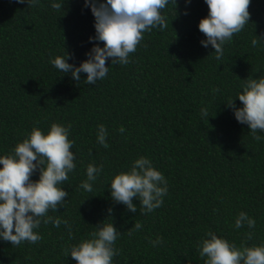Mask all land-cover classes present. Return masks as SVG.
<instances>
[{"label": "trees", "instance_id": "1", "mask_svg": "<svg viewBox=\"0 0 264 264\" xmlns=\"http://www.w3.org/2000/svg\"><path fill=\"white\" fill-rule=\"evenodd\" d=\"M56 2L59 10L50 0L35 7L0 0V155L10 154L33 126L44 132L53 122L71 126L76 169L61 185L66 203L48 215L69 220L72 233L63 224L42 223L35 244L0 241V264H76L62 248L91 238L106 219L122 233L113 264H204L196 243L209 230L237 248L264 243V139H253L226 104L243 80L264 76V42L252 45L264 38V0H251L248 23L224 45L219 61L200 43L206 37L198 23L209 11L204 0H177L176 8L162 10L167 28L145 32L130 63L106 60L108 76L95 85L83 81L86 73L76 82L48 62L67 53L78 66L95 35L84 0ZM205 107L208 118L200 113ZM100 124L108 130L107 148L96 142ZM140 156L168 181L162 206L147 215L135 198V213L114 204L107 186ZM88 164L103 165L91 192L79 187ZM240 211L255 219V228L234 227ZM135 222L142 228L129 236ZM157 236L164 243L154 248L149 240Z\"/></svg>", "mask_w": 264, "mask_h": 264}, {"label": "clouds", "instance_id": "2", "mask_svg": "<svg viewBox=\"0 0 264 264\" xmlns=\"http://www.w3.org/2000/svg\"><path fill=\"white\" fill-rule=\"evenodd\" d=\"M18 4L27 3L29 7L40 4V0H15ZM186 5L191 0H185ZM208 6V15L198 23V30L206 39L200 41L201 46H211L215 51V59L221 60L224 45L231 41L234 34L239 33L250 19L249 5L251 0H204ZM176 8L177 0H84V7L89 8L94 17L95 35L89 37L93 47L85 53L86 59L77 66L69 63L70 54L49 58V64L64 74H70L76 82L81 81V74L86 73L83 80L88 85H95L104 80L112 65L130 63V54L134 53L143 39L145 32L153 29L163 31L167 28L166 16L162 10L168 5ZM51 8L59 10L61 4L50 0ZM187 15V11L184 13ZM103 46H100V44ZM264 42V38L252 40V45ZM241 91L234 99L226 103L232 110L234 118L240 124L247 125L253 139L260 141L264 136V76L243 80ZM220 89L213 88L217 93ZM241 102L237 107L235 100ZM202 117H210L207 108H201ZM71 126L53 122L47 132L33 126L25 138L18 142L8 155H0V241L19 246L22 242L35 244L42 237L37 229L41 224L51 223L53 227L61 224L72 233V224L60 216H50L49 211L57 212L66 203L69 193L61 187L69 179V173L76 169L75 153L71 151L74 141L69 139ZM120 133L125 132L123 126ZM108 130L105 125L97 126L96 142L107 148ZM103 171V165L88 164L86 179L79 187L87 192L93 191V184ZM38 173V179L31 177ZM110 198L114 204H121L130 212L139 211L142 215L152 213L162 206L168 194V181L161 171L153 166L152 161L140 156L135 159L127 171H121L111 178L107 184ZM109 217L113 208L107 209ZM106 219L94 226L91 238L62 248L63 254L71 257L76 264H113V257L119 250L114 247L122 233L112 222ZM253 229L256 221L246 212L240 211L234 218V227L244 226ZM142 228L140 222L127 231ZM253 233H248L252 238ZM152 247L162 246V237L149 240ZM196 250L204 259V264H264V243L251 247L237 248L214 231H206L204 237L197 241Z\"/></svg>", "mask_w": 264, "mask_h": 264}]
</instances>
